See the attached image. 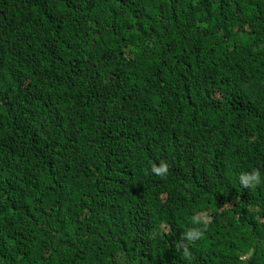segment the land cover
Masks as SVG:
<instances>
[{"label": "trees", "instance_id": "obj_1", "mask_svg": "<svg viewBox=\"0 0 264 264\" xmlns=\"http://www.w3.org/2000/svg\"><path fill=\"white\" fill-rule=\"evenodd\" d=\"M252 169L264 0H0V264H264Z\"/></svg>", "mask_w": 264, "mask_h": 264}, {"label": "clouds", "instance_id": "obj_2", "mask_svg": "<svg viewBox=\"0 0 264 264\" xmlns=\"http://www.w3.org/2000/svg\"><path fill=\"white\" fill-rule=\"evenodd\" d=\"M150 173L162 176L167 173V166L164 162H161L159 165L153 163L150 166ZM237 181L241 187L250 188L261 182L264 177L261 176V172L257 169H252L251 171L241 172L237 176ZM208 221H213L212 216ZM200 236V231L198 229H189L186 232V237L188 240H194Z\"/></svg>", "mask_w": 264, "mask_h": 264}, {"label": "rangeland", "instance_id": "obj_3", "mask_svg": "<svg viewBox=\"0 0 264 264\" xmlns=\"http://www.w3.org/2000/svg\"><path fill=\"white\" fill-rule=\"evenodd\" d=\"M205 216V215H204Z\"/></svg>", "mask_w": 264, "mask_h": 264}]
</instances>
